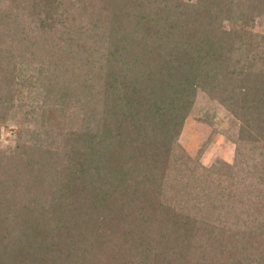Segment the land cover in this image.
<instances>
[{
	"label": "trees",
	"instance_id": "16d2710c",
	"mask_svg": "<svg viewBox=\"0 0 264 264\" xmlns=\"http://www.w3.org/2000/svg\"><path fill=\"white\" fill-rule=\"evenodd\" d=\"M257 15L264 0H0V124L25 66L44 73V92L87 85L82 107L99 119L55 132L42 99L37 127L0 151V264H264V157L256 181L237 163V178L225 175V201L261 196L238 219L221 190L200 214L217 173L189 158V204L161 202L156 158L178 149L197 87L242 120L240 136L264 142V37L243 29Z\"/></svg>",
	"mask_w": 264,
	"mask_h": 264
},
{
	"label": "rangeland",
	"instance_id": "374dc122",
	"mask_svg": "<svg viewBox=\"0 0 264 264\" xmlns=\"http://www.w3.org/2000/svg\"><path fill=\"white\" fill-rule=\"evenodd\" d=\"M229 26L230 24L224 23L226 29ZM243 29L264 37V15L255 16L252 23L243 25ZM21 72L23 74L22 78H26L22 81H27L28 75L31 77L22 87H18L17 91L19 93L15 94L12 101L14 107L7 111L4 123L0 124L1 152H9L14 146L15 131L18 127L22 128L23 131L27 128L37 127L40 113L38 105L42 99L46 101L44 104L45 111L50 112L46 121L50 130L55 129L56 132L73 129L77 132L81 131L83 127L92 129L94 125L99 124L95 110L91 109L90 106L83 108V103L87 104L89 99V87L87 85L84 86L82 92L80 86L69 90V94L66 90L57 91L56 93L44 92L40 86L44 81L42 78L44 73L36 74V71L34 73L27 66ZM61 99L62 102L59 103L58 101ZM97 115L99 116L98 113ZM242 123L241 119L234 116L222 104L210 98L205 91L197 87L185 120L175 138L178 149L172 147L171 151L166 153L163 148H160L162 151H159L156 157L160 158L161 156L160 161L163 160V165L159 170H162V173L165 172L166 178H168L167 184L163 182L166 185L162 189L163 197L159 198L161 202L172 205L171 208H175L177 211L189 204V199L192 197L190 198L188 194L194 191L192 186L194 183L191 182V188L187 187L182 191V185L186 177L181 175V170L184 167L183 162L189 158L195 162L196 168L200 167L201 173L209 171L217 173L212 177L213 180L209 179L207 182L208 184L214 182L216 186L212 185L211 191L209 194L207 193L208 195L202 192L203 199H200V203H204V205L199 204L200 214H207V210L210 208L207 200L213 196L215 197L216 193L221 190L216 196L217 200L220 201L218 205H230L229 210L226 211L228 216L232 218L237 216V219L239 216L251 218L252 213L250 211L253 212L254 208L252 201L261 196L251 198L245 193L243 195L239 194L232 190V188L237 189L233 185L230 189L234 195L230 196L231 201H225V195L220 189L227 183L224 181L225 175L232 176L234 179L237 178L236 163L240 169L238 178H244L245 183L258 179L257 170L253 167L254 165L260 167L263 162L264 142L261 138L248 137V133L247 135H241L243 140L241 141L239 130ZM51 125H56V128L55 126L51 128ZM261 143L263 146H261ZM178 154L182 157L175 158L178 157ZM174 191L177 193L175 197L172 196ZM248 213L249 215H247ZM236 225L238 227L239 224Z\"/></svg>",
	"mask_w": 264,
	"mask_h": 264
}]
</instances>
